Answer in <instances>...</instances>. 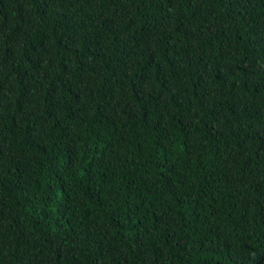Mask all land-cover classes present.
Wrapping results in <instances>:
<instances>
[{"label":"trees","instance_id":"1","mask_svg":"<svg viewBox=\"0 0 264 264\" xmlns=\"http://www.w3.org/2000/svg\"><path fill=\"white\" fill-rule=\"evenodd\" d=\"M0 264H264V0H0Z\"/></svg>","mask_w":264,"mask_h":264}]
</instances>
